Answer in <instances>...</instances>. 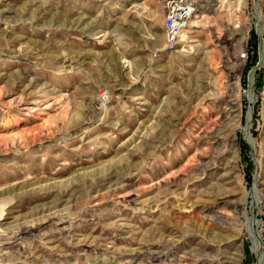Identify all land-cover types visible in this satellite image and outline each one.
<instances>
[{"label":"rangeland","instance_id":"1","mask_svg":"<svg viewBox=\"0 0 264 264\" xmlns=\"http://www.w3.org/2000/svg\"><path fill=\"white\" fill-rule=\"evenodd\" d=\"M198 1L0 0V264H258L264 0Z\"/></svg>","mask_w":264,"mask_h":264},{"label":"built area","instance_id":"2","mask_svg":"<svg viewBox=\"0 0 264 264\" xmlns=\"http://www.w3.org/2000/svg\"><path fill=\"white\" fill-rule=\"evenodd\" d=\"M198 0H167L164 36V52H178L184 47L191 20L198 9Z\"/></svg>","mask_w":264,"mask_h":264},{"label":"bare ground","instance_id":"3","mask_svg":"<svg viewBox=\"0 0 264 264\" xmlns=\"http://www.w3.org/2000/svg\"><path fill=\"white\" fill-rule=\"evenodd\" d=\"M257 16H259V15H257ZM261 21H262V17L259 16V19H258V22L259 23H258V25H260ZM248 96H249V101L252 104H254V102H255V95L252 92H250L248 94ZM251 125H252V109H250L249 112H248L247 121H246V124L244 125V128L243 129H244V132H245L247 141H250V143L253 145V143L251 142V140L249 138V131L251 129ZM251 203H252V201L250 203H248V204L250 205ZM254 225H252V226H254ZM252 226H251V228H252ZM254 228L255 227H253V229H251V231H250V236H251V238L253 240V249H254L257 257H258V264H264V253L262 252V246H261V244L259 242V238H258V236H257ZM252 230H253V233H252Z\"/></svg>","mask_w":264,"mask_h":264}]
</instances>
